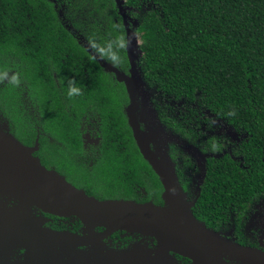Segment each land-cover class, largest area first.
Listing matches in <instances>:
<instances>
[{
	"label": "trees",
	"instance_id": "1",
	"mask_svg": "<svg viewBox=\"0 0 264 264\" xmlns=\"http://www.w3.org/2000/svg\"><path fill=\"white\" fill-rule=\"evenodd\" d=\"M124 5L137 20L130 27L139 39L137 64L143 80L164 100L188 105L189 112H178L176 118L165 110L164 121L175 133L195 140L203 137L196 130L198 117L209 111L238 134L231 154L213 155L226 145L216 137L201 145L213 154L207 157L197 202L200 215L210 223L227 219L235 209L245 210L255 197L264 196V0H125ZM62 22L96 37L98 52L120 53L105 60L128 72L126 27L116 0H0V82L7 83L0 88V116L12 121L20 102L16 57L25 69L32 59H44L30 76L21 72L24 83L40 85L33 96L37 109H44L46 92L58 95L64 67L54 60L67 58L64 52L83 51L70 39H57L79 33ZM169 105L175 112V105ZM128 146L136 150L134 166L141 154L132 135ZM147 168L148 179L158 181L148 161ZM134 179L139 180L138 171Z\"/></svg>",
	"mask_w": 264,
	"mask_h": 264
},
{
	"label": "flooded vegetation",
	"instance_id": "2",
	"mask_svg": "<svg viewBox=\"0 0 264 264\" xmlns=\"http://www.w3.org/2000/svg\"><path fill=\"white\" fill-rule=\"evenodd\" d=\"M62 23L69 30L79 32L70 24ZM94 38L80 32L57 37L72 40L73 46L83 51L64 52L67 58L62 55L54 60L55 64L60 60L58 66L64 67V71H60L61 81L56 85L58 95L46 92L47 103L41 110L36 108L37 101L33 97L40 85L34 81L24 83L26 79L21 72L25 71V75L27 71L30 76L33 70L43 66L44 59H32L25 69L16 57L13 71L20 80L15 84L20 102L12 121L0 116V129L31 148L45 168L55 171L89 196L164 206L165 186L139 147L142 160L139 161L138 156L135 160L140 167L136 166L138 163L131 164L132 153L136 152L128 146L131 135L134 137L131 98L125 80L119 79L131 75L127 47L128 72L105 60L120 53L98 52ZM138 75L135 109L138 127L142 134L150 136V149L164 159L177 176L186 200L193 203L194 215L223 239L264 252V212L260 215L257 205L264 196L255 197L245 210L235 209L227 219L218 217L206 222L197 208L206 180V176L201 179L204 174L201 163L205 160L199 154L208 157L213 152L201 149L202 153L196 151L197 155L182 153L191 147L179 140L175 129L163 119L165 110L172 113L173 118L177 117L173 107L168 106H174L172 101L161 98L160 93L143 80L140 69ZM5 84L0 82V88ZM116 126L122 130H117ZM163 140H167L166 147ZM115 142L118 145H114ZM230 149L225 145L221 152L213 155L230 153ZM195 160L202 170L198 180L189 178L191 173L188 172ZM147 161L158 175V181L148 179ZM137 171L139 180H133ZM2 176L0 174V264H194L193 259L176 251L160 250L154 236L125 229L107 230L99 225L88 228L76 215L52 213L33 201L20 200L18 187L12 191L6 188L7 182ZM90 234L92 236L88 237ZM223 256L230 264H244L240 258Z\"/></svg>",
	"mask_w": 264,
	"mask_h": 264
},
{
	"label": "water",
	"instance_id": "3",
	"mask_svg": "<svg viewBox=\"0 0 264 264\" xmlns=\"http://www.w3.org/2000/svg\"><path fill=\"white\" fill-rule=\"evenodd\" d=\"M125 0H116L119 13L126 27L127 51L131 64L130 77L122 76L131 98L130 119L134 138L141 153L150 161L164 186V206L152 202L133 200H99L89 196L61 177L45 168L32 149L17 138L0 129V174L6 179L5 187H18V198L33 201L46 211L62 215L78 216L88 228L104 226L107 230L125 229L157 238L160 250H173L193 259L194 264H230L223 255L240 258L244 264H264V252L256 248L223 239L214 230L200 222L188 203L177 176L165 160L150 149V136L140 132L135 117L136 91L139 88L137 64V35L130 27L137 20L128 13ZM167 140H163L166 147ZM201 163L206 176L204 154ZM92 235L90 234L91 237Z\"/></svg>",
	"mask_w": 264,
	"mask_h": 264
},
{
	"label": "rangeland",
	"instance_id": "4",
	"mask_svg": "<svg viewBox=\"0 0 264 264\" xmlns=\"http://www.w3.org/2000/svg\"><path fill=\"white\" fill-rule=\"evenodd\" d=\"M130 10V8H129ZM137 42L139 44V39L137 38ZM161 97V95H160ZM167 97H164L163 99H165ZM172 104L175 105V109H176V113L181 112V111H188V105L185 102V100H177V99H172ZM204 115L203 117H206L207 120L201 119L199 120V125L196 127V130L200 131L203 134L202 138H197L195 140H188L185 137L181 136L178 133H174L175 136H177L179 138V140L183 141L185 144H187L189 147L191 148H195V149H191L189 148V151L187 152L186 149L182 150L184 154H186L187 156H190V154H194L197 155L196 151H199L202 153L201 150V145L204 144L205 140L208 138H212V137H216L218 140L222 141V143H226V146L228 148H232L233 145L236 144L238 137L237 132L228 124L226 123L224 120L216 117L213 113L209 112V111H204ZM200 114H198L199 116ZM198 119H200L198 117ZM179 148H181L180 145H177ZM182 155V154H181ZM194 166L191 168V170H188L189 173V178H191L192 180H194V178H196V180L199 179V177L202 175V170L200 169V166H198L197 161H194ZM195 180V183H196ZM258 211L260 213V215L264 212V198H260L258 200Z\"/></svg>",
	"mask_w": 264,
	"mask_h": 264
},
{
	"label": "clouds",
	"instance_id": "5",
	"mask_svg": "<svg viewBox=\"0 0 264 264\" xmlns=\"http://www.w3.org/2000/svg\"><path fill=\"white\" fill-rule=\"evenodd\" d=\"M69 95H71V93H69Z\"/></svg>",
	"mask_w": 264,
	"mask_h": 264
}]
</instances>
